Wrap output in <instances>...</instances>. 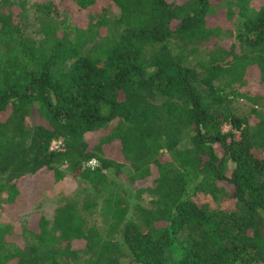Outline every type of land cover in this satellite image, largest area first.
Returning a JSON list of instances; mask_svg holds the SVG:
<instances>
[{"label":"trees","instance_id":"1","mask_svg":"<svg viewBox=\"0 0 264 264\" xmlns=\"http://www.w3.org/2000/svg\"><path fill=\"white\" fill-rule=\"evenodd\" d=\"M249 79L264 89V0H0V213L36 174L83 193L13 249L0 225V264H264Z\"/></svg>","mask_w":264,"mask_h":264},{"label":"rangeland","instance_id":"2","mask_svg":"<svg viewBox=\"0 0 264 264\" xmlns=\"http://www.w3.org/2000/svg\"><path fill=\"white\" fill-rule=\"evenodd\" d=\"M42 1L44 0H29V4ZM256 2L258 3L259 1ZM110 12L111 15L115 13L114 10H110ZM30 14L31 11H29V16ZM30 24V29L35 33L34 24L31 21ZM214 42L215 39H211L198 45L197 54L193 56L192 62H195L198 59L197 57H205ZM240 92L244 93V96H240L236 101V107L240 115L247 114L252 106L264 112V89L260 85L254 80L249 79L245 84L240 86ZM223 129L228 130L229 126H224ZM93 142L94 139L92 137L91 144ZM105 150L112 152L116 150V147L110 144L105 147ZM221 186L225 189L228 188L225 184H221ZM19 187L24 194L20 197L18 203L12 208L5 209L4 216L0 213V225L3 228L4 239L7 241L6 246L10 249L25 241L26 230L36 226L39 213H42L45 218L51 219L55 208L65 202H74L78 207L81 206L83 193L76 179L71 175H66L62 180L52 184L51 177L44 174H36L22 180L19 183ZM219 200L221 201L218 202V206L228 210L233 209L234 203L232 200H227L225 203L222 202V198ZM87 218L90 223L97 224L101 233L105 235L107 221L103 215L99 216L97 213H94Z\"/></svg>","mask_w":264,"mask_h":264},{"label":"built area","instance_id":"3","mask_svg":"<svg viewBox=\"0 0 264 264\" xmlns=\"http://www.w3.org/2000/svg\"><path fill=\"white\" fill-rule=\"evenodd\" d=\"M50 149H58L60 150L61 149V143L60 141H57V140H53L50 144Z\"/></svg>","mask_w":264,"mask_h":264}]
</instances>
